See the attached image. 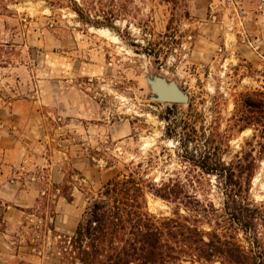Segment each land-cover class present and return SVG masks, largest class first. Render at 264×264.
<instances>
[{
  "label": "rangeland",
  "instance_id": "374dc122",
  "mask_svg": "<svg viewBox=\"0 0 264 264\" xmlns=\"http://www.w3.org/2000/svg\"><path fill=\"white\" fill-rule=\"evenodd\" d=\"M153 76L188 103L154 101ZM256 91L264 0H0V264H53L58 235L138 164L180 184L177 200L146 193L150 214L222 233L223 185L186 159L253 162L249 222L264 243L263 124L236 123Z\"/></svg>",
  "mask_w": 264,
  "mask_h": 264
},
{
  "label": "trees",
  "instance_id": "16d2710c",
  "mask_svg": "<svg viewBox=\"0 0 264 264\" xmlns=\"http://www.w3.org/2000/svg\"><path fill=\"white\" fill-rule=\"evenodd\" d=\"M242 103L248 115L242 113L236 120L239 131L262 122L264 140V93H248ZM261 148L264 155V143ZM186 161L222 183L227 219L222 221L223 227L216 223L222 233L201 229L199 220L179 211L170 217L150 214L146 193L177 200L180 184L148 182L141 176L142 165L138 164L99 190L71 235H58L60 238L49 252L53 264H264V243L255 230L252 232L246 199L253 162ZM62 197L72 201L71 194L64 190Z\"/></svg>",
  "mask_w": 264,
  "mask_h": 264
},
{
  "label": "water",
  "instance_id": "95a60500",
  "mask_svg": "<svg viewBox=\"0 0 264 264\" xmlns=\"http://www.w3.org/2000/svg\"><path fill=\"white\" fill-rule=\"evenodd\" d=\"M153 100L168 104H187L188 96L173 81L153 76L148 79Z\"/></svg>",
  "mask_w": 264,
  "mask_h": 264
},
{
  "label": "bare ground",
  "instance_id": "6f19581e",
  "mask_svg": "<svg viewBox=\"0 0 264 264\" xmlns=\"http://www.w3.org/2000/svg\"><path fill=\"white\" fill-rule=\"evenodd\" d=\"M106 33V32H105Z\"/></svg>",
  "mask_w": 264,
  "mask_h": 264
}]
</instances>
